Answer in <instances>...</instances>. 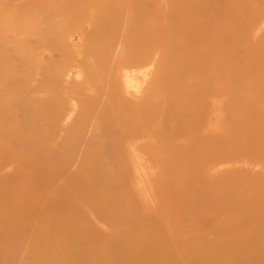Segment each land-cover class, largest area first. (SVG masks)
Returning a JSON list of instances; mask_svg holds the SVG:
<instances>
[{
  "label": "bare ground",
  "instance_id": "1",
  "mask_svg": "<svg viewBox=\"0 0 264 264\" xmlns=\"http://www.w3.org/2000/svg\"><path fill=\"white\" fill-rule=\"evenodd\" d=\"M113 1L0 0V264H264V0Z\"/></svg>",
  "mask_w": 264,
  "mask_h": 264
},
{
  "label": "rangeland",
  "instance_id": "2",
  "mask_svg": "<svg viewBox=\"0 0 264 264\" xmlns=\"http://www.w3.org/2000/svg\"><path fill=\"white\" fill-rule=\"evenodd\" d=\"M116 1V0H115ZM115 1H113V2H111V3H108V5H110V4H113V3H115ZM137 0H134V2H136ZM139 1V0H138ZM110 6H112V5H110ZM83 8H86V10L88 11V13L90 14H92V15H94V14H97V11H95L94 13H93V8L92 7H86V6H82ZM82 14H80L79 16H78V19H75V21H74V27H76V26H84L85 24H87V23H89V21H88V18H85L84 16L82 17L81 16ZM21 24V22L20 23H17L16 22V26H19ZM65 24H66V22H64L62 25L63 26H65ZM62 25H61V27H62ZM17 28V27H16ZM98 37L100 38V39H102V40H114L115 39V36H99L98 35ZM10 39H13V38H8L7 40H10ZM69 50H71V49H68L66 52H64V54H62L61 55V57H60V61H65V62H62L61 64H59V67L60 68H58V70L59 69H62V71H64V70H68V69H72V67H73V63H74V55L72 54H70V51ZM59 56H60V54H59ZM71 56H73L72 58H70ZM97 56H99V55H97ZM71 61V62H70ZM67 62H69V64L70 63H72V64H70L69 66H67ZM137 65V64H136ZM66 67H68V69H66ZM31 68V67H30ZM129 70H130V72H133L132 74H130V80L133 82V83H138V84H140V90L141 91H146V90H150V89H152V87H153V81L151 80V79H146V80H143L142 79V76H140V68H138V66H136V67H131V68H129ZM144 69H141V71H143ZM73 71V70H72ZM28 72H30V71H28ZM54 74H56V71H53L49 76L50 77H52ZM65 102H63V103H59V104H57L59 107L60 106H65V105H67L66 103L64 104ZM76 103V102H75ZM60 104H62V105H60ZM72 104H74V103H72ZM220 125L223 127L224 126V124L223 123H220ZM152 204H154V202L152 201L151 202ZM83 211H85V212H87V213H90V210H83ZM192 214V213H191ZM190 214V215H191ZM199 228H202V227H199ZM106 231H110L108 228H106ZM178 248H176V249H174V250H177Z\"/></svg>",
  "mask_w": 264,
  "mask_h": 264
}]
</instances>
